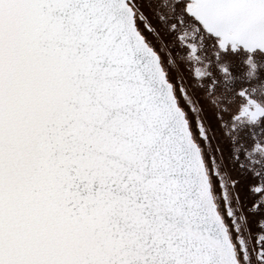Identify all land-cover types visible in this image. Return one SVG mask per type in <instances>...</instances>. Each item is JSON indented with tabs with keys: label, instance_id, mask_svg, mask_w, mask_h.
I'll use <instances>...</instances> for the list:
<instances>
[{
	"label": "snow or ice",
	"instance_id": "6c2138e0",
	"mask_svg": "<svg viewBox=\"0 0 264 264\" xmlns=\"http://www.w3.org/2000/svg\"><path fill=\"white\" fill-rule=\"evenodd\" d=\"M0 264H264V0H0Z\"/></svg>",
	"mask_w": 264,
	"mask_h": 264
}]
</instances>
